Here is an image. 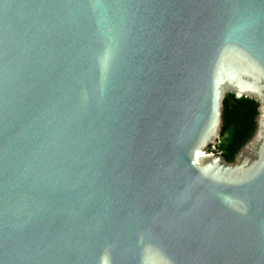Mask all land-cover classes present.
I'll use <instances>...</instances> for the list:
<instances>
[{
  "label": "water",
  "instance_id": "obj_1",
  "mask_svg": "<svg viewBox=\"0 0 264 264\" xmlns=\"http://www.w3.org/2000/svg\"><path fill=\"white\" fill-rule=\"evenodd\" d=\"M0 264H264V0H0Z\"/></svg>",
  "mask_w": 264,
  "mask_h": 264
},
{
  "label": "trees",
  "instance_id": "obj_2",
  "mask_svg": "<svg viewBox=\"0 0 264 264\" xmlns=\"http://www.w3.org/2000/svg\"><path fill=\"white\" fill-rule=\"evenodd\" d=\"M256 110L251 98H236L232 93H226L222 98V127L214 152L223 154L227 161L232 160L251 131Z\"/></svg>",
  "mask_w": 264,
  "mask_h": 264
},
{
  "label": "built area",
  "instance_id": "obj_3",
  "mask_svg": "<svg viewBox=\"0 0 264 264\" xmlns=\"http://www.w3.org/2000/svg\"><path fill=\"white\" fill-rule=\"evenodd\" d=\"M214 143H215V142H214ZM214 143H212V144H211V147H213V149H211V150H208V151H214V150H215Z\"/></svg>",
  "mask_w": 264,
  "mask_h": 264
},
{
  "label": "rangeland",
  "instance_id": "obj_4",
  "mask_svg": "<svg viewBox=\"0 0 264 264\" xmlns=\"http://www.w3.org/2000/svg\"><path fill=\"white\" fill-rule=\"evenodd\" d=\"M216 141H217V140H216ZM216 141H215V144H214L215 147H216V143H217ZM210 149H213V147H210ZM207 150H208V148H207Z\"/></svg>",
  "mask_w": 264,
  "mask_h": 264
}]
</instances>
